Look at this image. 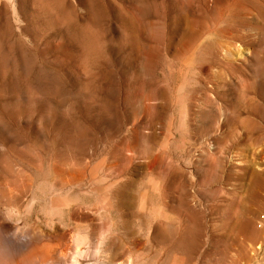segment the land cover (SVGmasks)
Here are the masks:
<instances>
[{"label":"rangeland","instance_id":"1","mask_svg":"<svg viewBox=\"0 0 264 264\" xmlns=\"http://www.w3.org/2000/svg\"><path fill=\"white\" fill-rule=\"evenodd\" d=\"M83 1L0 20V229L264 264V0Z\"/></svg>","mask_w":264,"mask_h":264},{"label":"bare ground","instance_id":"2","mask_svg":"<svg viewBox=\"0 0 264 264\" xmlns=\"http://www.w3.org/2000/svg\"><path fill=\"white\" fill-rule=\"evenodd\" d=\"M6 1H8L9 4L0 0V20L4 21L8 28L16 27L21 29L23 18H25L24 10L28 0ZM72 1L78 8L82 9L84 4L83 0ZM82 25L83 24L79 25V27ZM66 200L54 201L55 207L66 205L68 201ZM9 216L10 215H8L7 218H9ZM10 220L12 219L10 218ZM15 231L19 232L18 229H15ZM16 232L13 231L5 234L0 229V264H85L84 258L83 256L81 257V253L79 254V252L85 249L84 241H88L85 239L82 240L79 236L77 237L72 234V237H69L71 236L70 233L69 236L63 237L58 235L53 238V240H50L46 238L40 239L39 237L33 238L29 235L30 232L26 233V231H24L26 234L19 233V237L21 238H17L18 234Z\"/></svg>","mask_w":264,"mask_h":264}]
</instances>
